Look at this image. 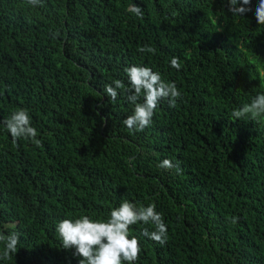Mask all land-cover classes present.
<instances>
[{"label": "trees", "instance_id": "trees-1", "mask_svg": "<svg viewBox=\"0 0 264 264\" xmlns=\"http://www.w3.org/2000/svg\"><path fill=\"white\" fill-rule=\"evenodd\" d=\"M258 3L241 16L229 0H0V230L21 234L0 264H79L57 224L106 220L123 200L154 203L168 229L160 245L143 235L153 224L132 226L135 264H264V114L232 115L264 93ZM133 65L181 92L144 131L123 124L128 93L113 103L105 92L127 88ZM20 108L40 146L7 131ZM164 159L182 172L158 167Z\"/></svg>", "mask_w": 264, "mask_h": 264}, {"label": "clouds", "instance_id": "clouds-1", "mask_svg": "<svg viewBox=\"0 0 264 264\" xmlns=\"http://www.w3.org/2000/svg\"><path fill=\"white\" fill-rule=\"evenodd\" d=\"M28 3L36 6L41 0H28ZM251 0H229V11L233 15H245L252 11ZM137 18H143V10L136 4H130L127 9ZM255 18L259 25H264V0H259L255 9ZM54 34L53 38H55ZM141 53L155 54V48L143 46L138 49ZM171 66L180 69L178 58H172ZM129 86L126 88L121 80L114 81L112 85L105 86V92L115 103L118 89L128 93L127 100L134 105V111L123 120V124L129 131H144L153 122V116L162 100L168 102V106L175 107L176 101L181 97L175 82H166L159 72L150 67L133 65L125 69ZM142 102H138L141 101ZM264 114V93L258 94L250 104L243 105L234 110L232 115L236 119L250 116L255 119ZM13 141L19 138L31 139L40 146L37 139V130L32 126L29 110L20 108L14 111L9 118L3 121ZM158 167L164 169L175 168L177 174L182 172L178 163L164 159ZM139 222L153 224L155 230H144L143 235L151 240L164 245L168 239L167 225L162 213L156 211L154 203L147 206H137L128 200H123L118 207H114L105 219H93L88 215H81L74 219H62L56 226V231L62 240L65 249L75 248V255L81 257L79 264H135L142 251L139 239L132 235V226ZM235 222V221H234ZM5 227H9L5 225ZM14 227V226H12ZM21 234L11 231L7 234L0 230V243L3 250L0 251V259H11L12 254L18 250Z\"/></svg>", "mask_w": 264, "mask_h": 264}]
</instances>
